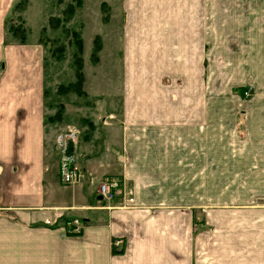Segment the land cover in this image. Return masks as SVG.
I'll use <instances>...</instances> for the list:
<instances>
[{
	"label": "crops",
	"instance_id": "crops-1",
	"mask_svg": "<svg viewBox=\"0 0 264 264\" xmlns=\"http://www.w3.org/2000/svg\"><path fill=\"white\" fill-rule=\"evenodd\" d=\"M16 1L0 0V264H264V0H83L96 35L119 23L125 59L72 186L49 151L45 46L5 38ZM111 177L134 202L99 199Z\"/></svg>",
	"mask_w": 264,
	"mask_h": 264
},
{
	"label": "rangeland",
	"instance_id": "rangeland-1",
	"mask_svg": "<svg viewBox=\"0 0 264 264\" xmlns=\"http://www.w3.org/2000/svg\"><path fill=\"white\" fill-rule=\"evenodd\" d=\"M70 3L71 0H17L14 8V10H16L15 16L17 19L15 24L19 25L21 20L24 19L28 29V32L24 34L26 42L38 41L45 46V86L47 88L45 105L47 125L50 127V131H54L50 139L51 148H49L51 150L49 151L57 154V156L55 155L56 157H58L59 154L54 149V139L60 135L61 131L66 128L67 125L70 124L73 125V128L76 127L80 129L81 137H88L89 134H91L88 125L94 118L101 117L96 124L99 130L104 132L105 118H103V116H105V114L102 109H97V106L103 102V104L105 103L107 107L111 109L113 102H119V100L122 99L120 98L122 95L120 92V83L121 76L124 73L123 60L125 59V47H123L120 34L117 32L114 33L119 23H113L111 27H102V32L99 33L101 47L99 49L98 59L95 61L92 52L95 46V37L98 36L95 33L96 29H98V24L95 22L97 20H95L94 14L98 9L94 7L93 4L90 5V8H83L82 4L81 7L76 8L77 10H75L73 18L71 20L66 19L65 21V10H67ZM104 14L106 15V12H104ZM118 19L120 21V17ZM81 28L83 29L82 34L84 38L83 89H89L95 94L93 96L88 94L87 91H85L86 94L79 95L76 91L74 92L70 89H66L71 83L77 81V66L75 63L77 46L72 30H80ZM9 38L13 39L12 35H9ZM112 82L113 86L117 87V89L113 88ZM250 95L251 91L249 90V94L246 96L249 97ZM58 110H62L64 114L63 123L51 122V116ZM110 117L115 118V115H110ZM239 133L242 134L241 131H239ZM226 136H232L228 126L226 129ZM228 178L229 180L235 179L232 177ZM171 179L176 181L175 184H177L176 188L178 193L176 195L184 196L182 191L184 192L186 188V178L176 177ZM215 180L216 178L210 179L211 182ZM68 192V196H70V189ZM210 195V201H213V198L218 194ZM244 195L248 194L239 193L235 196L241 197ZM227 198L230 199V194H227ZM122 243L123 241L120 243L114 242V245L118 247Z\"/></svg>",
	"mask_w": 264,
	"mask_h": 264
},
{
	"label": "built area",
	"instance_id": "built-area-1",
	"mask_svg": "<svg viewBox=\"0 0 264 264\" xmlns=\"http://www.w3.org/2000/svg\"><path fill=\"white\" fill-rule=\"evenodd\" d=\"M248 94L249 90H244V95ZM80 133V129L76 127L73 128V125L69 124L61 131L54 142V149L59 154L60 179L65 184L77 183L85 174L84 169L78 165L73 151L74 145L78 142ZM97 192L99 196H102V198L108 201H113L121 196H123V201L127 200L132 203L135 200L133 188L126 186V184L116 177L103 179L97 186ZM80 223L81 222L77 219L66 220L68 231L80 232ZM115 242L120 243L122 239L118 238Z\"/></svg>",
	"mask_w": 264,
	"mask_h": 264
},
{
	"label": "trees",
	"instance_id": "trees-1",
	"mask_svg": "<svg viewBox=\"0 0 264 264\" xmlns=\"http://www.w3.org/2000/svg\"><path fill=\"white\" fill-rule=\"evenodd\" d=\"M17 1L15 2V4ZM83 0H71L70 5L68 6L67 10H65V21L71 20L74 16L76 8L82 6ZM11 11V14L7 17L6 20V41L7 42H26L25 33L28 32V29L25 25L24 19L21 20L20 24H15L16 19V10H14L15 5ZM17 9V8H16ZM19 18V16H18ZM59 21V20H58ZM73 36L75 37V42L77 46V52L75 53V63H76V78L77 81L73 82L68 86L66 89H70L71 91H76L77 94L82 95L85 94V90L83 89L84 84V73H83V66H84V58H83V35H82V28L80 30H72ZM9 35H12L13 39L9 38ZM15 38V39H14ZM101 47L100 38L97 36L95 38V46L92 52L93 59L96 61L98 59L99 49ZM244 93V90H241ZM63 112L62 110L56 111L53 116H51L52 121L62 120Z\"/></svg>",
	"mask_w": 264,
	"mask_h": 264
},
{
	"label": "water",
	"instance_id": "water-1",
	"mask_svg": "<svg viewBox=\"0 0 264 264\" xmlns=\"http://www.w3.org/2000/svg\"><path fill=\"white\" fill-rule=\"evenodd\" d=\"M102 198V196H99V199H101Z\"/></svg>",
	"mask_w": 264,
	"mask_h": 264
}]
</instances>
